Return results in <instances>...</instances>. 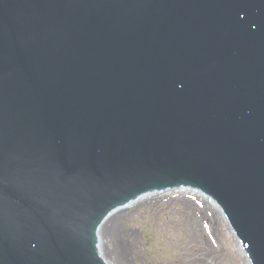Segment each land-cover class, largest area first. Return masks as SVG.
Segmentation results:
<instances>
[{
	"label": "water",
	"instance_id": "95a60500",
	"mask_svg": "<svg viewBox=\"0 0 264 264\" xmlns=\"http://www.w3.org/2000/svg\"><path fill=\"white\" fill-rule=\"evenodd\" d=\"M180 184L264 264V0H0V264H106L109 210Z\"/></svg>",
	"mask_w": 264,
	"mask_h": 264
},
{
	"label": "bare ground",
	"instance_id": "6f19581e",
	"mask_svg": "<svg viewBox=\"0 0 264 264\" xmlns=\"http://www.w3.org/2000/svg\"><path fill=\"white\" fill-rule=\"evenodd\" d=\"M166 202L168 203L166 205L168 210H171V206H177L178 203L182 206L181 209L175 211V214H177L176 216L179 217V219L186 224L185 226L189 231L193 232L199 239L204 240L206 238V231H208L207 236H212L213 233H215L227 242L232 239L234 248L230 243H226L224 252L227 256L232 258L236 264H250L237 237H235V233L232 232L229 223L218 205L213 200L191 187H176L165 189L163 192L153 191L142 194V196L138 197L136 200L131 199L127 206L110 211L99 224L97 232V237L99 239L97 248L104 262L107 264H128L133 261L134 258L136 259L137 255L134 253V249L128 248L130 243L127 237L129 239L131 231L120 229L118 223L131 213L132 207L146 206L152 208L154 211L157 206ZM126 209L129 211H125ZM174 210L176 209L174 208ZM219 214L223 219L219 217ZM216 217H219V220H216ZM200 246L201 247L194 244L192 237H190L187 246L181 248L179 255L174 258L175 260L172 264H199L196 260L197 257H207L208 253L204 252L210 251V246H208L206 242H203Z\"/></svg>",
	"mask_w": 264,
	"mask_h": 264
},
{
	"label": "rangeland",
	"instance_id": "374dc122",
	"mask_svg": "<svg viewBox=\"0 0 264 264\" xmlns=\"http://www.w3.org/2000/svg\"><path fill=\"white\" fill-rule=\"evenodd\" d=\"M167 204L166 202L157 206L154 211L146 206L132 207L131 213L118 223L120 229L131 231L129 239L127 237L130 246L127 247L134 249V253L137 255L136 259L134 258L128 264H172L174 258L179 255L181 248L187 246L190 237H192L194 244L199 247L203 242L210 246V251L204 252L208 253L207 257H197L196 260L199 264H236L224 252L226 243H230L234 248L232 239L227 242L215 233L212 236H207L208 231H206L204 240L199 239L176 216L175 211L181 209L182 206L178 203L177 206H171V210H168ZM125 211L129 210L126 209ZM219 217L223 219L221 215ZM218 218L216 217V220H219Z\"/></svg>",
	"mask_w": 264,
	"mask_h": 264
}]
</instances>
